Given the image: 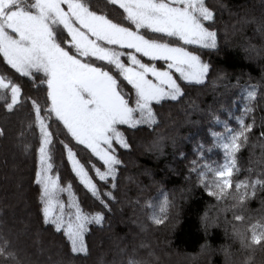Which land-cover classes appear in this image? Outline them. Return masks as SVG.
I'll return each instance as SVG.
<instances>
[{"label": "trees", "instance_id": "1", "mask_svg": "<svg viewBox=\"0 0 264 264\" xmlns=\"http://www.w3.org/2000/svg\"><path fill=\"white\" fill-rule=\"evenodd\" d=\"M88 3L97 14L110 18L109 13H115L105 0ZM208 3L214 9L211 26L217 32V47H186L199 54L210 71L203 84L180 81L183 95L177 101L155 105L153 127L120 126L130 147H117L122 163L116 187L101 189L111 190L115 197L106 201L108 208L102 209L75 180L61 144L66 139L62 125L54 117L47 119L52 175L59 177L62 187L72 185L82 209H102L105 217L102 224L88 226L87 254L71 252L63 233L42 219L34 182L39 130L32 101L43 108L45 93L39 81L33 84L0 62V76L21 85L12 111L5 107L10 96L0 97V249L13 254L0 256V264H264V240L250 243L251 233L245 231L264 217V184H254L264 182V0ZM250 92L256 95L250 97ZM240 120L254 127L237 153L231 186L217 199L207 188L220 182L216 173L226 170L228 157L222 146L230 142V130H238ZM18 134L22 140L16 139ZM75 151L86 167L90 168L89 159L102 167L81 146ZM238 182L246 186L237 188ZM241 191L254 194L243 206L233 207V197ZM61 199L67 204L66 193ZM237 215L243 219H235ZM205 217L214 219L207 229ZM156 219L163 222L157 224ZM234 226L245 232L243 245L233 235Z\"/></svg>", "mask_w": 264, "mask_h": 264}, {"label": "snow or ice", "instance_id": "2", "mask_svg": "<svg viewBox=\"0 0 264 264\" xmlns=\"http://www.w3.org/2000/svg\"><path fill=\"white\" fill-rule=\"evenodd\" d=\"M108 3L122 10L119 13L122 20L97 14L88 0H0V62L33 84L39 81L40 91L45 93L43 108L39 101H32L39 130L34 182L42 219L56 232L63 233L73 253L87 254L88 226L102 224L105 219L102 209L108 208L106 201L115 198L111 190L101 189L108 185L116 187L122 161L114 145L125 150L130 147L120 126L135 129L156 125L154 106L163 101H177L183 95L178 79L185 84L200 85L210 71V65L185 46L217 47V32L211 26L214 9L208 0H108ZM0 90L10 96L5 107L12 111L19 103L21 85L0 78ZM255 95L249 93L250 97ZM52 117L62 125L66 139L61 144L75 180L99 201L101 211L82 209L72 185L62 187L59 177L52 175L53 142L47 123ZM253 127L240 120L238 130H230V142L222 146L228 157L226 170L216 173L220 182L208 186V195L220 199L226 194L237 153L248 141ZM75 146H81V151L86 150L102 167L91 159L87 161L90 168L86 167L78 159ZM254 184L264 182L257 180ZM245 186L244 182L237 183V188ZM62 193L68 196L67 204L61 199ZM253 194L241 191L233 197L236 199L233 207L243 206ZM235 219L243 217L237 215ZM213 223V218H204L205 229ZM245 231L251 233L247 237L250 243L259 244L264 240V217ZM233 235L244 244L245 232L239 227H233ZM5 254L13 255L0 249V256Z\"/></svg>", "mask_w": 264, "mask_h": 264}, {"label": "rangeland", "instance_id": "3", "mask_svg": "<svg viewBox=\"0 0 264 264\" xmlns=\"http://www.w3.org/2000/svg\"><path fill=\"white\" fill-rule=\"evenodd\" d=\"M106 2H107V4L109 5V10H110V8H111V11H115V13H109L111 16H110V18L111 17H114V18H116V19H120V20H122V16H120L119 15V13H116V12H122V10H119V9H117L116 8V6H114V5H110L109 3H108V0H105ZM127 22H125V24H126ZM146 35H148V36H152V35H150V34H146ZM186 47V46H185ZM192 47H195V46H192ZM189 50H192V49H190L189 48ZM126 51V50H125ZM141 59L143 60V59H146V58H142L141 57ZM157 62H159V61H157ZM160 66V65H159ZM0 78H2L1 76H0ZM4 79V78H3ZM178 79V78H177ZM6 82H7V80H5ZM183 81H181V83H182ZM178 83H180V81H179V79H178ZM5 94V96H6V94H8V93H6L4 90H0V97H3V95ZM20 139V140H22V134H18V135H16V139ZM116 148L118 147L117 145H114ZM26 149H25V151H23V154L24 155H26Z\"/></svg>", "mask_w": 264, "mask_h": 264}]
</instances>
